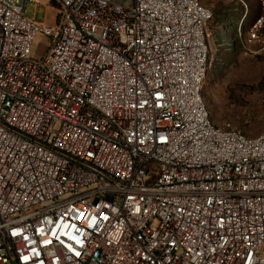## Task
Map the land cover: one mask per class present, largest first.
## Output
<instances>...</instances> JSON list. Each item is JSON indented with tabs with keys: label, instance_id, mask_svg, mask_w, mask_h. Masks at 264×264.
Here are the masks:
<instances>
[{
	"label": "built area",
	"instance_id": "obj_1",
	"mask_svg": "<svg viewBox=\"0 0 264 264\" xmlns=\"http://www.w3.org/2000/svg\"><path fill=\"white\" fill-rule=\"evenodd\" d=\"M29 2L0 0V264H264V133L211 120L212 12Z\"/></svg>",
	"mask_w": 264,
	"mask_h": 264
},
{
	"label": "rangeland",
	"instance_id": "obj_2",
	"mask_svg": "<svg viewBox=\"0 0 264 264\" xmlns=\"http://www.w3.org/2000/svg\"><path fill=\"white\" fill-rule=\"evenodd\" d=\"M108 1L123 7L134 2ZM242 1L244 4L240 0H201L213 14L207 26L210 68L203 97L216 127H230L254 138L264 133V20L254 28L259 18H264V1ZM229 8L239 9L241 17L228 19L223 11ZM59 11L56 0H34L26 7V18L53 28ZM226 21L228 27H224ZM48 44L46 36L38 35L33 55L45 57ZM233 44H238L236 51Z\"/></svg>",
	"mask_w": 264,
	"mask_h": 264
},
{
	"label": "crops",
	"instance_id": "obj_3",
	"mask_svg": "<svg viewBox=\"0 0 264 264\" xmlns=\"http://www.w3.org/2000/svg\"><path fill=\"white\" fill-rule=\"evenodd\" d=\"M240 2H241V0H240ZM223 13H225V16L228 19H234V18H237V17H241V14H242L241 12H239V9H237V8H229V9L223 11Z\"/></svg>",
	"mask_w": 264,
	"mask_h": 264
},
{
	"label": "trees",
	"instance_id": "obj_4",
	"mask_svg": "<svg viewBox=\"0 0 264 264\" xmlns=\"http://www.w3.org/2000/svg\"><path fill=\"white\" fill-rule=\"evenodd\" d=\"M227 25H229L228 22H226V23L224 24V27H226ZM227 27H228V26H227ZM227 35H228V33H227ZM232 46H233V50L236 51V50H237V47H238V44H233Z\"/></svg>",
	"mask_w": 264,
	"mask_h": 264
}]
</instances>
